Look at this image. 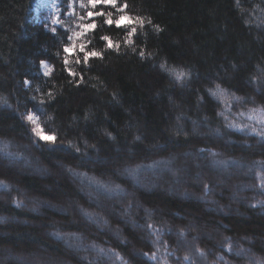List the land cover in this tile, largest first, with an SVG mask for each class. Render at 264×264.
<instances>
[{
    "label": "trees",
    "instance_id": "obj_1",
    "mask_svg": "<svg viewBox=\"0 0 264 264\" xmlns=\"http://www.w3.org/2000/svg\"><path fill=\"white\" fill-rule=\"evenodd\" d=\"M71 2L68 13L46 24L35 17L34 0H0V256L56 264H264V0H127L130 13L162 29L146 25L147 36L138 30L135 38L137 49L146 45L153 55L141 60L123 45L108 50L103 60H90L78 87L63 71V47L91 21L80 19L81 0ZM94 19L89 49H104L102 35L123 41L124 29ZM42 60L54 67L52 76L41 71ZM161 63L189 72L185 85ZM216 84L224 96L209 94ZM33 108L44 110L55 144L39 141L23 119ZM211 155L228 160L227 179ZM25 156L39 172L20 164ZM166 161L177 167L173 174L161 166ZM149 166L161 178L150 189L126 172L150 175ZM176 179L194 195L169 192ZM224 179L225 187L216 184ZM76 180L99 193L101 207ZM238 182L245 184L238 213L206 208L213 197L223 209ZM108 188L126 194L108 198ZM32 202L41 204L37 211L27 208ZM202 225L215 228L212 236Z\"/></svg>",
    "mask_w": 264,
    "mask_h": 264
},
{
    "label": "snow or ice",
    "instance_id": "obj_2",
    "mask_svg": "<svg viewBox=\"0 0 264 264\" xmlns=\"http://www.w3.org/2000/svg\"><path fill=\"white\" fill-rule=\"evenodd\" d=\"M98 5L108 6L114 11H94ZM69 7H71V5H69ZM129 7L130 6L127 0H123V2H121V0H86V2H84V0H81L80 8L85 10V16H81L80 19L82 21L88 19L91 22L79 24V28L81 29V31L73 32V35L69 37L71 43L66 44L63 47V53L65 54L63 57V71L66 72L67 75L72 78L69 83L74 84L77 87L83 84L85 82L86 75L83 69L90 67V60H103L106 51L115 50L116 52H119L122 45L124 47L131 48L133 52L138 51V55L141 60L150 58L153 55V53L147 51L146 45L137 49L135 45V38L137 37L138 30L142 32L145 36H147V33L144 31L146 25L151 26L152 30L156 33L161 32L162 29L159 25L153 24L150 17L130 13ZM94 17H104L103 24L108 26L109 28L115 26V28L117 29H124L125 37L123 41L114 42L110 36L102 35L99 37V39L105 42L104 49H89L88 45L91 44L92 41L88 39V33L94 32L98 28V24ZM53 22L56 23L57 21L54 20ZM78 41L80 42L78 43ZM70 55L74 56L75 59L70 60ZM73 63L76 65H82L83 68L78 71L77 69L71 66ZM41 67L44 70L45 76H52L54 72L53 66L49 65L45 61H41ZM160 69L162 71H168L173 74L175 81L180 83L181 85H185L190 75L189 72L184 70L177 71L176 69H169L166 67L165 63L160 64ZM24 83L27 86L29 84V81L26 80ZM93 87H95V85H93ZM207 91L213 97H222L225 95L226 92V90L223 89L220 84H216L214 90L208 89ZM46 95L50 100L54 98L53 93L51 91L46 93ZM113 97H115V93H113ZM32 99H35V97H33ZM234 99L241 100L242 98L234 97ZM44 103V100L40 101V104ZM259 110L261 109H254V111ZM44 115L45 112L42 108H33L27 110V112L23 116V119H25L26 122L32 125L31 131L39 141L55 144L58 140V135L54 132L46 131V122L42 120V117ZM52 118V116H48L47 120H51ZM106 135L111 138V133H106ZM135 139L139 140L140 137L137 136L135 137ZM69 146H71V142H69ZM77 151H79V149H77ZM126 171L127 174L130 176L135 177L137 175V169H128ZM0 184H3V182H0ZM204 187L205 190H207L208 185L205 184ZM121 194L126 193H123L121 190ZM85 215L89 214L85 213ZM149 227H151V225H149ZM145 255H148V253H145ZM154 255L155 254L153 253V257ZM185 259H188V257H185Z\"/></svg>",
    "mask_w": 264,
    "mask_h": 264
},
{
    "label": "rangeland",
    "instance_id": "obj_3",
    "mask_svg": "<svg viewBox=\"0 0 264 264\" xmlns=\"http://www.w3.org/2000/svg\"><path fill=\"white\" fill-rule=\"evenodd\" d=\"M71 4H72L71 0H34L33 10H34L35 15H36L35 17L38 20L43 21L46 24H54L53 21L58 20L63 9H65V10L68 9V10H66L67 13L70 11L69 5H71ZM42 61H44V60H42ZM45 62L48 63L47 61H45ZM39 64H40L41 71H44L43 68L41 67V62ZM209 157H210L209 160H210L211 164H213L214 166H218L220 173L223 175V177L225 179H227L230 175V173H229L230 165L227 166L228 160L224 159V158H217L214 155H211ZM20 164H22L25 167L32 169L35 172L40 171V167L37 166L31 160L30 157H27V156L21 157ZM231 164H233V163H231ZM236 164H237L236 166H238L242 163L237 162ZM161 166H164L163 168L169 169L171 171V174H173L172 172L174 171L173 167H176L175 164L173 163V161L172 162L166 161L165 165H161ZM245 168L247 170H250L252 167L246 166ZM129 169H136V168H129ZM149 170H150V172H149L150 175H144L145 173H141L140 170L137 168V175L135 177L132 176V178L134 179L135 184L137 186L150 189L153 186H156L159 184V179H161V178H159V176H157L155 174V172H153L154 167L149 166ZM196 177L197 178L195 181L197 182L199 179V176H196ZM225 179L218 181L216 184L218 186L225 187L226 186V183H225L226 180ZM77 183H78L81 190L85 191L86 194H89L90 196H92L95 199L96 205L98 207L102 206V203L100 201H98V199H99L98 197H100V195L96 190L87 187L86 185L80 183L79 181H77ZM180 184L181 183L177 179H176V181L173 180L172 184L167 186V188H168L167 190H169V192L178 193L182 197L194 195V192H192V191H185L184 192L183 190H181ZM244 186H245V184H243L242 182H238L235 184L231 183L230 194L228 196V203L223 205V209H220L221 206H220L218 200L213 198V197H209L208 201L206 202V204H207L206 208H208L209 210H213L214 212H216V211L217 212H226L228 209L232 208L234 211H237V213H238L239 207L237 204V199L241 198V190ZM107 191L109 193H108V195H105V196L108 198L114 197V199L115 198L117 199V197H120L122 195L120 191L115 193L114 188H108ZM127 194H128V192H127ZM129 194L132 198L133 205L136 204L135 200L133 199V194L131 192H129ZM39 206H41V204L39 205L37 202H32L27 208L30 210H33V211H37ZM136 207H139V205L136 204ZM63 212H70V209L66 208L65 211H63ZM115 213L117 215H119L122 219H127L129 222H132V218L129 217V214H127V212L116 211ZM187 223H189V225L192 228L196 227L195 221L192 218H187ZM104 227L107 229L109 228L108 224H106V223H104ZM201 228L199 230L203 231L206 238H209L215 232L214 227L202 225ZM112 232L114 235L119 236L118 235L119 233L116 229H113ZM51 234H54V233H51ZM8 260L16 261L19 264H56L49 259H45L43 256H37V257L31 256L29 258H16L13 255H7V254L0 256V264H5V262H7Z\"/></svg>",
    "mask_w": 264,
    "mask_h": 264
}]
</instances>
